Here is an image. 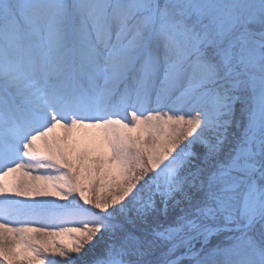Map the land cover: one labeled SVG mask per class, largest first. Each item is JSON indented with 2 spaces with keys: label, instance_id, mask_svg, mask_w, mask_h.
Returning a JSON list of instances; mask_svg holds the SVG:
<instances>
[{
  "label": "snow or ice",
  "instance_id": "snow-or-ice-1",
  "mask_svg": "<svg viewBox=\"0 0 264 264\" xmlns=\"http://www.w3.org/2000/svg\"><path fill=\"white\" fill-rule=\"evenodd\" d=\"M0 264H264V0H0Z\"/></svg>",
  "mask_w": 264,
  "mask_h": 264
},
{
  "label": "rangeland",
  "instance_id": "rangeland-1",
  "mask_svg": "<svg viewBox=\"0 0 264 264\" xmlns=\"http://www.w3.org/2000/svg\"><path fill=\"white\" fill-rule=\"evenodd\" d=\"M58 202H61V201H58Z\"/></svg>",
  "mask_w": 264,
  "mask_h": 264
}]
</instances>
